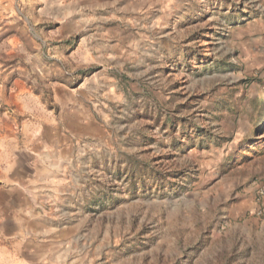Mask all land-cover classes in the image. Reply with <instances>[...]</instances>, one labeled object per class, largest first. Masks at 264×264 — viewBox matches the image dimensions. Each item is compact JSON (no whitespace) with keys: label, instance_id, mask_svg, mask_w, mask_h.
Segmentation results:
<instances>
[{"label":"rangeland","instance_id":"374dc122","mask_svg":"<svg viewBox=\"0 0 264 264\" xmlns=\"http://www.w3.org/2000/svg\"><path fill=\"white\" fill-rule=\"evenodd\" d=\"M0 264H264V0H0Z\"/></svg>","mask_w":264,"mask_h":264},{"label":"trees","instance_id":"16d2710c","mask_svg":"<svg viewBox=\"0 0 264 264\" xmlns=\"http://www.w3.org/2000/svg\"><path fill=\"white\" fill-rule=\"evenodd\" d=\"M251 83V79L250 80H248V84H250Z\"/></svg>","mask_w":264,"mask_h":264}]
</instances>
